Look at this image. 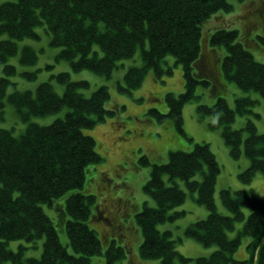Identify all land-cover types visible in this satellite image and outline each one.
<instances>
[{"label":"trees","instance_id":"1","mask_svg":"<svg viewBox=\"0 0 264 264\" xmlns=\"http://www.w3.org/2000/svg\"><path fill=\"white\" fill-rule=\"evenodd\" d=\"M220 10L230 12L233 4L230 0L3 2L0 34L7 33L8 38L0 41V63L4 65V75L0 76V120L5 117L10 76L16 71L6 61L17 54V41L39 39L36 28L45 24L51 45L61 47L56 59L68 61L74 71L86 69L110 77L118 61L132 58L141 47L143 65L130 66L124 73L125 87L120 86V90L126 92L141 87L150 69L157 78L163 76L166 71L163 63L168 55H173L183 66L185 90L178 96L172 92L166 94L167 113L152 108L148 114L159 122L170 119L183 131L185 105L198 98L199 84H212L209 73L202 67L208 68L211 64L202 53V25ZM239 33L238 29L220 28L211 36V44L225 47L227 52L220 73L232 80L236 88L256 91L264 98V63L256 60L238 40ZM95 44L102 55L94 49ZM22 51V62H36L38 55L32 46L26 45ZM26 75L35 78L37 72ZM54 77L65 86L64 94H59L51 81H44L35 91L15 90L8 97L24 120L31 115L55 113L64 107L70 111L49 125L30 122L19 135L0 127V264H96L92 257L102 254L105 260L99 264H116L127 257L126 248L114 244L113 240L103 252L102 240L88 223L96 195L76 192L66 200L71 218L66 230L75 254L61 243L52 219L43 208V204L51 206L67 191L83 188L87 166L103 160L95 149V139L85 134L84 129L93 128L115 113L106 107L111 98L108 86L101 85L86 96L80 89L90 87L87 80H72L69 72H60ZM217 80L218 77H213L216 102L200 104L198 112L201 118L210 115L217 118L216 123L210 122L211 128H222L232 159L239 160L245 152L250 165L238 176L249 185L258 173L264 174V133L258 131L253 118H248L241 129H234L232 124L237 115L259 117L252 110L257 100L242 96L236 99L235 108H231L219 92L224 83ZM220 171L219 161L207 142L196 143L191 151H170L167 162L153 164L144 189L157 205L145 203L136 216L143 233L142 258L159 259L161 264H189L191 260L195 264H264V198L253 195V188H223L220 198L231 215L221 213L215 195ZM199 173L202 180L194 179ZM178 180L185 181L190 192L198 193V203L208 210L205 218L188 225L184 233L206 247L216 246L209 255L192 259L181 254L173 231L158 228L159 224L174 221L186 213L185 210L171 212L187 198ZM240 221L244 222L243 227L236 237H230L229 231ZM245 236L252 238L248 244L250 257L235 259L233 253ZM41 238L45 241L40 258L24 256L29 245L21 244L17 251L8 247L12 240L23 239L31 244Z\"/></svg>","mask_w":264,"mask_h":264},{"label":"rangeland","instance_id":"2","mask_svg":"<svg viewBox=\"0 0 264 264\" xmlns=\"http://www.w3.org/2000/svg\"><path fill=\"white\" fill-rule=\"evenodd\" d=\"M8 0H0V4ZM233 10L230 12L220 10L206 19L202 25L201 47L202 53L211 61L208 68L203 70L209 73L212 84L205 86L199 84L196 89L197 99L188 102L183 109V131L170 119L159 122L157 118L148 114L152 108H157L162 113H167L169 107L166 102V94L172 92L179 95L185 90L183 66L176 62L173 55L166 57L163 67L164 75L157 78L153 70H149L144 76L141 87L133 90L122 91L120 86L125 87L124 73L130 66H142L141 47L137 49L135 56L120 60L110 77L96 74L91 70L74 71L66 60H57L56 56L61 47L51 45V35L46 30V25H39L36 30L40 34L39 39L24 38L18 43L17 54L10 56L7 63L15 67L16 71L10 76L12 83L5 97V117L0 120V127L11 129L14 134H22L30 122L41 125H49L57 119L64 118L70 111L64 107L58 112L45 116L31 115L24 120L17 112L15 106L10 103L9 94L18 91H35L37 86L44 81H51L59 94H64L65 86L54 77L60 72H69L72 80H87L90 87L80 89L86 96L101 85L109 88L111 98L106 104L107 109L114 110L112 116L104 122L96 124L93 128L84 129L85 134L95 139V149L102 156L100 163L87 166L85 183L82 189H71L61 197L55 199L52 205L43 204L45 213L52 219L61 243L67 246L70 253L75 251L69 244L66 225L70 216L66 210L67 198L76 192L96 195L92 204L88 221L91 228L98 233L103 244V252L114 240L126 248V258L118 260L116 264H161L159 259H144L140 256V245L143 241L142 229L137 223L136 216L142 210L145 203L155 207L156 201L146 193L144 186L150 178L154 163H165L169 159L170 151H191L198 142H207L215 153L221 166V171L216 184V204L219 211L231 215L230 211L222 204L220 192L223 188L239 190L241 188H253V195L264 198V174L258 173L251 184L247 185L240 181L239 172L250 165L249 158L243 152L239 160L230 156L229 147L226 145L222 128H211L217 118L213 115L201 118L198 112L200 104L213 105L217 96L212 92L213 77H218L224 83L219 92L224 96L231 108H235L236 99L242 96H250L257 100L252 110L259 114L237 115L232 124L234 129L244 127L248 118H253L258 131L264 133V98L256 91H244L236 88L232 80H227L220 73V66L226 49L222 46L211 44L212 34L220 29H238L239 39L253 54L254 58L264 63V0H230ZM8 38L7 33L0 34V41ZM30 45L36 51L38 58L35 63L22 62L23 48ZM146 47H149L147 42ZM94 49L102 55L100 47L95 44ZM212 64L214 67H212ZM4 65L0 63V76L4 75ZM37 72V77L28 78L26 74ZM26 73V74H25ZM246 160V165L243 161ZM241 170L237 172V168ZM194 179L202 180V174H197ZM239 182V187L235 185ZM180 187L187 192L185 202L173 211L186 213L174 221H167L158 225L161 231L172 230L173 238L177 239V250L190 258L206 256L217 249L216 246L206 247L193 238L185 236L188 225L205 218L208 210L197 201L198 193L190 192L185 181L178 180ZM249 213L248 210H246ZM244 222L236 223L234 230L229 231L230 237H236ZM251 237L245 236L238 249L233 253L235 259L250 257L248 244ZM45 238L37 243H27L23 239L8 242V247L17 251L21 244L29 245L25 250V257L40 258L43 253ZM105 260L104 255L92 257L96 264ZM189 264H195L191 260Z\"/></svg>","mask_w":264,"mask_h":264},{"label":"crops","instance_id":"3","mask_svg":"<svg viewBox=\"0 0 264 264\" xmlns=\"http://www.w3.org/2000/svg\"><path fill=\"white\" fill-rule=\"evenodd\" d=\"M247 163H246V160L245 161H243V165H246ZM237 172L238 171H240L241 170V168L240 167H238L237 169ZM236 183H235V185L237 186V187H239V182L238 181H235Z\"/></svg>","mask_w":264,"mask_h":264}]
</instances>
